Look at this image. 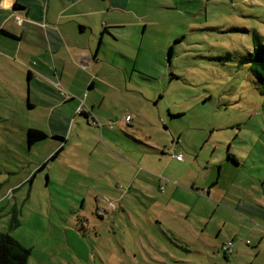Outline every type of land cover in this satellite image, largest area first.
Masks as SVG:
<instances>
[{"label": "rangeland", "instance_id": "rangeland-1", "mask_svg": "<svg viewBox=\"0 0 264 264\" xmlns=\"http://www.w3.org/2000/svg\"><path fill=\"white\" fill-rule=\"evenodd\" d=\"M113 3L86 0L66 27L84 44L78 21L124 25L74 84L0 64V233L29 264H264V210L237 206L264 207V94L240 63L264 42V0ZM30 128L47 138L29 147Z\"/></svg>", "mask_w": 264, "mask_h": 264}, {"label": "crops", "instance_id": "crops-1", "mask_svg": "<svg viewBox=\"0 0 264 264\" xmlns=\"http://www.w3.org/2000/svg\"><path fill=\"white\" fill-rule=\"evenodd\" d=\"M118 1L120 4L124 3V0ZM51 2L52 0H0V64L10 65L14 70L22 74L25 73L29 82L36 80L48 82L58 78L60 82H63V79H70L72 83H75L76 71H90V69L106 64L102 57V49L108 45L113 47L111 39L107 37L115 39L114 29H121L124 25L105 23L103 28L97 31L82 21H78L80 24L78 34L83 42V38H87L86 43L81 44L74 39V33L68 31L66 27L75 23L74 18L83 16L90 19L88 16L90 13L77 8L86 0H55V2H59L61 11L52 8L54 1L52 4ZM113 2L114 0H111V9L123 10L122 5ZM63 18L66 20L64 23L61 22ZM111 29L113 30L111 31ZM104 55L106 54L104 53ZM112 61L115 62V58ZM90 76L86 78L88 83L92 82L91 86H93L95 83ZM42 104L49 105L45 101ZM28 107L29 109L35 108L30 103H28ZM98 114L103 117L102 114ZM53 115L54 113L49 119L52 134H60V131L62 135H65L67 131L65 133L62 131L64 127L61 125L62 119L58 117L54 119ZM60 140L61 144L56 151L60 147H63V150L67 147L66 139ZM217 183L218 181L209 187L208 196L215 189ZM256 205L249 203L243 197L238 198L237 206L240 211L262 215L258 207L263 210L264 207Z\"/></svg>", "mask_w": 264, "mask_h": 264}, {"label": "trees", "instance_id": "trees-1", "mask_svg": "<svg viewBox=\"0 0 264 264\" xmlns=\"http://www.w3.org/2000/svg\"><path fill=\"white\" fill-rule=\"evenodd\" d=\"M209 1V0H206ZM255 49L253 52H248L240 58V63L250 64L251 71L254 79L260 84L261 91L264 94V42L258 32L254 33ZM179 42V41H178ZM174 47L171 46L168 50V60L173 58ZM220 59L228 60L232 59L231 54H227ZM171 79H177L176 75H172ZM47 138V134L38 129H28L27 131V144L29 147H33L36 143ZM59 138V137H57ZM62 139V138H61ZM64 141V140H63ZM63 147H60L56 153L49 157V161L54 160ZM178 159V158H177ZM180 161V160H179ZM229 162L237 164V158L228 153ZM45 164L40 169L44 168ZM250 242H248L249 244ZM223 248V247H222ZM257 248V247H256ZM224 252V251H223ZM31 256V250L25 248L18 240H16L9 233H0V264H29V258ZM226 261H228L227 253L224 252Z\"/></svg>", "mask_w": 264, "mask_h": 264}, {"label": "built area", "instance_id": "built-area-1", "mask_svg": "<svg viewBox=\"0 0 264 264\" xmlns=\"http://www.w3.org/2000/svg\"><path fill=\"white\" fill-rule=\"evenodd\" d=\"M126 120L130 121L131 120L130 116H127ZM177 158H178V160H182L181 156H178ZM232 245H233V243H231V242L229 244H224L222 250L224 252H226L227 254L231 253L232 252Z\"/></svg>", "mask_w": 264, "mask_h": 264}]
</instances>
